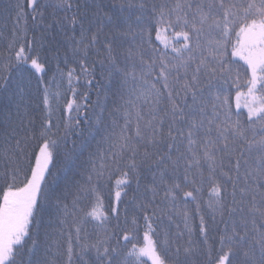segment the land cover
Listing matches in <instances>:
<instances>
[{
    "label": "snow or ice",
    "instance_id": "snow-or-ice-1",
    "mask_svg": "<svg viewBox=\"0 0 264 264\" xmlns=\"http://www.w3.org/2000/svg\"><path fill=\"white\" fill-rule=\"evenodd\" d=\"M49 6L64 15H54L52 22L46 23L45 11ZM16 8L19 22L25 8L20 4ZM26 8L31 10L34 25L41 32L53 27L65 33H75L79 29V39L73 37V54L79 57L85 77L88 75V58L95 50L102 66L107 61L117 73L124 71L125 77L136 79L135 68L132 72L122 70L114 54L121 43L118 37L130 36L133 44L139 37L138 49L133 52L130 48L128 59L135 56L141 65L139 79L143 86L138 91L129 92L126 99L121 95L125 109L124 126L119 134L112 131L106 137L110 142L109 151L101 156L98 167L93 163L89 184L93 176L99 181L107 173L110 178L113 174L111 165L120 171L119 165L127 155L129 170L123 171L117 180L118 186L127 185L129 172L137 170L136 157L141 155L150 160L159 173L158 178L153 174V183L147 191L151 192L153 199L162 193L161 198L170 210L184 219L188 235L187 246L183 249L185 264H190L193 256L203 258L200 264H264V95L259 98L255 95L257 91L264 93V0H163L159 5L153 3L150 11L144 0H119V3L113 0L111 7L102 6L96 0H56L54 5L42 4L41 0H26ZM125 8L139 10L135 29L124 16ZM125 24L126 29L123 27ZM12 36L7 60L0 65V73H8L0 75V80H3L0 89L4 90H7L12 69L22 72L23 66L30 64L36 73L45 70L39 56L31 53L34 41L28 38L27 28L14 30ZM18 41H23L19 47ZM229 47L231 59H228ZM148 50L151 56L146 58ZM235 61L243 62L249 77L251 103L245 105L249 121L247 128L241 124L239 114L233 120L227 96L221 101L220 95H216L209 104L200 88L202 73L208 76L209 82L221 80L227 84L234 70L239 73ZM67 78L73 96L64 108L67 114L65 135L73 122L80 123L81 110V106L76 104V88L72 86L74 78L79 81L74 69L68 71ZM88 84H91L90 80ZM50 95L46 88L43 103L47 115L40 132L43 143L39 153H34L35 165L30 164L28 170L21 167L24 149L19 140L17 152L12 156L6 154L7 162L2 174L4 185L0 188V264H17V255L26 238H32L34 222L37 223V233L39 231L38 212L54 196L56 177L49 164L60 141L52 132ZM189 96L191 103H188ZM239 97L237 92V100ZM55 99L59 101L58 93ZM73 111L77 114L75 118ZM197 112L198 117L194 114ZM166 122L165 131L163 125ZM181 169L183 181L178 179ZM21 172L23 180L17 183ZM49 177H52L51 184ZM205 184L209 191L204 206L211 214L213 224L217 223L219 215V222L224 225L212 235L201 204ZM229 185L231 202L227 203ZM81 190L87 191L83 186ZM92 191H95V186ZM116 197L120 199L119 191ZM78 202L79 197L73 202V217L76 211L81 210ZM99 205L98 200L97 205L84 209L80 222L74 218L69 226V264H72L75 251L72 229L76 244H80L81 256L94 249L97 264H112V254H119L118 247L108 245L111 237L89 244L85 235L81 244V224L86 219L98 221L101 225L108 219L98 211ZM190 205L195 206L194 215L199 217V239L195 242ZM149 206H143L146 213L144 243L139 247L133 243L123 264H145L142 258H147L151 264H167L164 253L175 241L170 240L167 233L162 240L153 238L156 229L152 223L153 216L147 214ZM63 211L65 219L62 223H67V204H64ZM225 212L227 220L224 219ZM113 214L119 215L117 208H113ZM132 222L134 225L137 223L135 219ZM122 239L130 242L131 235L125 233ZM35 246L36 241L33 240ZM176 251L179 253L180 248L177 247ZM241 252L242 261L238 259Z\"/></svg>",
    "mask_w": 264,
    "mask_h": 264
},
{
    "label": "trees",
    "instance_id": "trees-1",
    "mask_svg": "<svg viewBox=\"0 0 264 264\" xmlns=\"http://www.w3.org/2000/svg\"><path fill=\"white\" fill-rule=\"evenodd\" d=\"M55 2L56 0H41V3L46 5H54ZM96 2L102 6L111 7L113 0H96ZM115 2L119 3V0H115ZM144 2L150 11L153 3L159 5L163 0H144ZM17 4L23 5L25 8V14H21L19 22H17ZM138 14L139 10L136 8L131 10L125 8L124 16L127 17L128 23L133 25L134 29L137 25ZM54 15L63 16L64 13L52 6L47 7L45 11L46 23H51ZM37 19L39 20V17ZM25 27L28 38L34 41L31 53L33 56H39L45 70L42 73H36L31 69L30 64L24 65L22 72L12 69L7 90L0 89V188L4 185L2 174L7 162L6 154L12 156L17 152L16 143L18 140L24 149L21 167L28 170L30 164L35 165L34 153H39L40 145L43 143L40 132L47 115L43 103L46 88L51 94L52 132L60 141V146L55 150L53 160L49 164L53 176L56 177V184L53 186L54 196L38 212L39 231L37 233V223L34 222L32 238H26L24 247L17 255V264H21V261L23 264H69L67 253L69 226L74 218L79 223L84 216L83 210L97 205L98 200L100 202L98 211L108 219L103 225L90 218L86 219L81 224V244L84 243L85 235H87L89 244L111 237L108 240L109 247L120 249L119 254H112V264H123L132 244L139 247L144 243V215L146 213L143 206L149 204L147 214L153 216L152 223L156 229L153 238L162 240L164 233H167L169 239L175 241L164 253L167 264H185L186 257L183 249L187 246L188 235L185 231L184 219L174 210H170L167 202L161 198L162 193L161 196L153 199L151 192L147 191L153 183V174L155 173L157 178L159 176L156 166L151 164L150 160H145L141 155L136 157L138 168L135 172H129L127 185H117V180L121 178L122 172L129 170L127 155L124 162L119 165L120 171H116V166L111 165L113 174L110 178L106 173L103 179L97 181L93 176L91 184L88 182L89 174L93 171V163L98 167L101 156L109 151L110 142L106 140V137L112 131L119 134L124 126L125 109L122 107L124 101L121 99V95L123 94L126 99L129 92L138 91L143 86V81L139 79L141 65L135 56L128 59L130 48L133 52L137 51L139 37L136 38L135 44L132 43L130 36L118 37L121 43L114 54L116 62L122 70L132 72L135 68L136 79H133L132 76L125 77L124 71L117 73L107 61L102 66L99 63V58L95 55V50H92L93 55L88 58V75L85 77L80 67L79 57L73 54L75 47L73 37L75 40L79 39V29L75 33L71 31L65 33L53 27L47 32H41L34 25L31 10L26 8V0H0V65H3L7 60V48L13 38V31H20ZM123 27L126 29L127 24ZM105 30L107 31V29ZM233 41H235L234 34ZM22 42L18 41L17 47ZM150 56L151 51H146L145 57ZM228 59H231V47L228 50ZM234 63L239 66V73L237 74L234 70L232 79L227 84L221 80L209 82L208 76L202 73L200 88L204 99L209 104L216 95H220L221 101L227 96L233 120L239 114L241 124L247 128L249 121L245 105L251 103V97L248 95L249 77L245 72L246 66L243 65V62L235 61ZM71 69H74L76 76L79 77V81L76 78L73 79L72 86L76 88L77 92L76 104L81 106L80 123L73 122L65 135L64 121L67 119V114L64 113V108L67 101L73 96L69 90L67 78V73ZM0 75H8V73H0ZM89 80L91 81L90 85L88 84ZM125 80H127L126 83ZM0 83H3V80H0ZM257 87L259 88V85ZM237 92L240 93L239 100H237ZM57 93L59 94L58 102L55 99ZM85 95H87V99H85ZM255 95L259 98L264 93L257 91ZM133 99H135V95H133ZM188 103H191V96L188 97ZM237 103L240 105L239 108H237ZM194 114L199 116L198 112ZM76 115V112L73 111V118ZM209 115H211L210 107ZM163 127L166 131L167 122ZM107 162L111 164L110 160ZM178 179L183 181L182 169ZM21 180H23V172H21L17 183ZM49 183H52V177H49ZM82 186L87 191L81 190ZM93 186H95L94 192L92 191ZM241 186H243L242 179ZM118 191L120 192L119 200L116 197ZM208 191L209 187L205 184L201 204L205 219L210 226V235H212L218 228L222 229L224 225L219 222V215L216 217L217 223L213 224L212 216L204 206ZM231 191V185H229L227 203L231 202ZM77 197H79L78 207L81 210L76 211L73 217L72 206ZM64 204H67L69 210L67 223H62L65 219ZM194 207V205H190V208L193 209L191 214L194 216L191 223L194 226L193 240L195 242L199 239V217H195ZM113 208L118 209V216L113 214ZM133 219L137 221L135 225L132 222ZM224 219H228L226 212ZM71 231L75 250L72 264H97L94 249H90L81 256L80 244H76L75 231L74 229ZM125 233L131 235L130 242L123 241L122 237ZM181 233L183 236L180 235ZM33 240L36 241L35 247H33ZM177 247L180 248L179 253L176 251ZM29 249L32 251L30 252ZM142 259L145 264H151L147 258ZM202 259L200 256H193L190 264H200ZM238 259L243 260L242 252Z\"/></svg>",
    "mask_w": 264,
    "mask_h": 264
}]
</instances>
